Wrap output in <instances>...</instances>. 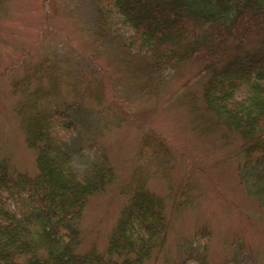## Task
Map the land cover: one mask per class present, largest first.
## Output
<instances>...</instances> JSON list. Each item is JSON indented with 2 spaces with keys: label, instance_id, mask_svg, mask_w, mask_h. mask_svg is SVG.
I'll return each instance as SVG.
<instances>
[{
  "label": "rangeland",
  "instance_id": "obj_1",
  "mask_svg": "<svg viewBox=\"0 0 264 264\" xmlns=\"http://www.w3.org/2000/svg\"><path fill=\"white\" fill-rule=\"evenodd\" d=\"M116 28L112 19L108 31L98 30L94 0L0 2V159L10 173H35V153L14 109L37 85H45L34 73L38 66L61 69L62 97L51 107L69 104L72 113L54 122L53 132L71 150L80 176L102 156L114 174L86 203L78 251H105L126 201L119 191L142 163L152 172L148 188L164 199L169 221L163 251L145 264H264V210L247 192L240 138L194 129L189 104L201 92L199 72L206 58L153 70L124 49ZM260 46L252 41L238 51ZM147 137L165 144V155L148 161L150 148L139 154ZM204 227L208 237L199 236ZM197 244L208 249L195 259L190 246Z\"/></svg>",
  "mask_w": 264,
  "mask_h": 264
},
{
  "label": "trees",
  "instance_id": "obj_2",
  "mask_svg": "<svg viewBox=\"0 0 264 264\" xmlns=\"http://www.w3.org/2000/svg\"><path fill=\"white\" fill-rule=\"evenodd\" d=\"M94 2L98 30L108 31L115 20L124 49L145 67L174 70L199 55L206 58L199 72L201 92L189 104L194 129L224 130L240 138L241 167L249 176L244 185L264 210V0ZM252 41L261 46L238 51ZM61 71L38 66L34 73L41 74L45 85H37L15 105L25 142L35 153V173H10L0 159V264H145L163 251L169 221L164 199L148 188L152 172L142 163L119 191L126 201L105 251H78V223L86 203L114 174L102 156L88 175L80 176L71 150L53 132V123L72 113L69 104L51 107L62 97ZM30 80L25 77L23 86ZM71 125L68 121L65 127ZM141 145L139 154L152 151L148 161L165 155V144L154 138ZM209 234L205 227L199 230L200 237ZM190 249L198 259L208 248L197 244Z\"/></svg>",
  "mask_w": 264,
  "mask_h": 264
}]
</instances>
